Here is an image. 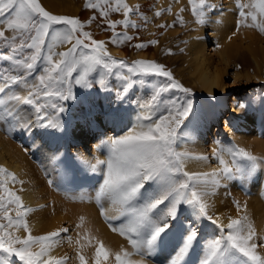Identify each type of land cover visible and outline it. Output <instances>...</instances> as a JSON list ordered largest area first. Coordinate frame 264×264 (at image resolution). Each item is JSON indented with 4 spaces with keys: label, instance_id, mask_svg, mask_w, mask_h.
<instances>
[{
    "label": "snow or ice",
    "instance_id": "1",
    "mask_svg": "<svg viewBox=\"0 0 264 264\" xmlns=\"http://www.w3.org/2000/svg\"><path fill=\"white\" fill-rule=\"evenodd\" d=\"M188 3L192 15L201 25L217 8L210 0H188ZM236 7L237 30L245 26L264 33V0L247 3L236 0ZM85 8L97 10L102 20L107 21L103 30L112 31L110 42L113 45L132 41L134 37L127 29L142 27L131 20V16L138 14L145 22L143 26L148 23L139 6L129 7L125 0H87ZM185 10L181 8L180 11ZM165 11L170 13L171 7L156 11L155 15L160 17ZM112 12H122L124 19L109 20ZM5 14L6 18L0 20V40L4 41L8 52H0V60L11 62L12 70H23V74L12 75L5 81L6 70H0V81H3L0 92L9 85H21L27 91L26 95L9 97L15 102V109L0 97V121L9 125L6 131L12 130L14 122L20 123V112L26 110L20 106L26 105L35 118L23 121L22 130L32 132L39 128L45 130L44 134L63 132L65 121L62 116L69 110L70 102L78 100L74 86L84 90V94L95 85H99V91L115 92L114 107L105 117L114 126L124 121L125 103L138 109L130 129L125 130V126L118 135L111 137L100 134L95 148L106 150L104 159L93 157L95 163H92L79 153L73 157L85 170L100 173L102 179L89 199L100 205L102 215L106 211L104 202H109L118 213L116 218L124 217L119 225L111 222L113 218L106 216V219L111 230L124 237L129 245L113 252L97 239L94 245L90 244L94 250L88 254L84 251L85 245L81 244L75 256L78 264H155L157 241L173 226L182 206L192 209L194 217L185 221L183 243L168 264H184L198 242L199 223L203 220L214 225L218 234L204 242L199 264H231L233 255L241 257L244 264H264V236L257 234L247 215L230 217L225 224L219 217L209 214L206 190L209 186L219 185L221 180L246 179L257 168L264 167V159L234 145L223 146L220 141H215L217 147L212 152L219 168L211 173L185 171V161L193 157L179 151L178 143L188 137L183 129L188 127L186 122L194 123L189 118L195 116L197 109L192 90L177 80L170 70L152 60L138 59L129 63L113 58L107 51L106 42L94 39L79 18L54 15L40 0H0V16ZM94 21L95 15L88 23ZM177 22L184 23L179 13L173 24L158 27H174ZM118 26L125 31L117 32ZM8 32L10 38L6 36ZM157 43L152 40L133 47L142 50ZM65 46H68L66 50H58ZM167 54L173 53L168 50ZM93 74H98L95 81ZM109 78L122 83L113 86ZM153 78L156 82L147 99L129 98L136 83H152ZM236 107L242 109L245 105L238 102ZM225 154L231 163L224 158ZM197 158L208 159L206 156ZM0 177V264H14L16 258L19 264H69L71 257L68 255H53L62 241V234L68 233L69 229L33 235L28 221L33 209L8 186L15 184L17 178L3 167H0ZM49 184L53 185L54 181L49 180ZM150 184H156L158 192L142 199L146 185ZM234 204L239 212L241 204L239 201ZM161 205H165L163 210H160ZM77 244H80L79 240Z\"/></svg>",
    "mask_w": 264,
    "mask_h": 264
},
{
    "label": "bare ground",
    "instance_id": "2",
    "mask_svg": "<svg viewBox=\"0 0 264 264\" xmlns=\"http://www.w3.org/2000/svg\"><path fill=\"white\" fill-rule=\"evenodd\" d=\"M43 1H45L46 5H48L49 11L53 13L59 12L58 10L75 12L77 9V7L73 8L67 3H59L57 0ZM128 1L130 3V7L139 6L140 12L148 18L147 24L150 26H152L158 18L159 22L160 20L162 21L163 14L160 17L155 15L156 11L161 9H168L171 7V12H167L168 18L162 21L160 25L173 24V22L176 21L177 13L181 12V8L186 9L183 13L189 14L191 11V6L189 5L188 0H178V2H176V0H160L159 3H156L157 0ZM154 2L157 4V7H154L155 9H151ZM210 2L217 5L216 11L213 13L214 16L208 21L211 30L210 34H213V37L211 38L213 46L211 45L210 49L214 50V52L218 54V59L217 61L209 62V57L206 55V52L208 51L207 47H209L206 45L207 37H200L198 33H195L189 40L187 63L189 74L193 81L197 83L202 90L207 91V93H213L214 96V93H218L221 89L225 92L224 90L229 88V91L232 92V89L236 87L235 81L240 76V71H243L244 67L242 66H244V63H241L242 66L237 65L236 67L233 64V81L231 85L226 87L223 86L222 78L226 70L225 68L231 65V60L235 58L238 52V47L243 41H246L247 38L250 39V42L245 46V48L248 49L250 56L253 58L254 65L257 68L264 66V52L259 51V49L254 46L260 42V39L253 34L258 32V29L241 26L239 30H237L238 9L236 7V0H226L224 2L220 0H210ZM241 2L247 3L249 0H241ZM221 6L223 7L221 8ZM192 18L193 17L184 16L183 20L185 22H190ZM137 20L144 22L140 16L136 19V21ZM142 24L144 25V23ZM177 24L180 25L178 22L176 25ZM104 25H106V23ZM160 30H162V28L157 27L154 35L158 34V31ZM195 30L198 32V30H203V28H196ZM253 30H255V32ZM179 35L180 34H173L170 40H175V38L178 39L177 37H179ZM155 37L153 38L155 39ZM141 38H143V36H141ZM168 38H170V36ZM162 45H164V43ZM155 48L157 49V46ZM126 49H128V47ZM160 54L162 53L160 52ZM122 55L123 53L120 54V57H122ZM2 84L3 81H0V85ZM15 90H18L20 95H26V90L21 85H16L15 87L8 86L0 92V97H2L5 103L13 109L17 106L14 101L9 99V97L13 95V91ZM112 94L113 93L111 92L110 97L108 95L110 98L109 102L114 100V96ZM260 100L261 96L255 95V97H251L248 101L249 105L253 106L251 109L254 110L252 111L247 105L246 107H248V111H251L244 113H240L239 108L236 107L235 100H233L231 102V113L224 117L223 123L225 125V129L228 131L229 140L232 141H230L229 144H241L243 147L242 149L251 153L258 159H264V142L258 141L260 137L257 135V132L259 131H257L254 127V123H256L257 126L260 124L258 127H260V129L262 128V131H264V106H262L264 104L260 106ZM220 102V104H222L219 106L220 109L227 106L224 95L220 96ZM20 107L26 110L20 112V123L14 122L15 126L13 127V130L15 128L18 129L19 132L23 131L26 133L28 131L22 130V123L29 118L34 119V112L31 109H28V106L26 105H21ZM125 109L124 121L115 126L105 119L106 116L93 113L87 118L76 115L74 119H71L69 122H65L63 132L44 134L45 130L39 128L33 129L32 132H30V143L33 145L35 143L39 144L36 149L41 154V162L46 165L45 167L50 169L54 180L58 183L57 185L53 184L50 190L45 189V185L40 188L43 182L38 179L39 174L37 173V168L29 165L25 161L22 153L11 142V137H5V130L3 128L4 122L0 121V167H3L9 173L15 175L17 178V182L15 184L17 186L13 190L18 192L26 206L33 209L28 218L33 233L45 235L49 232L61 229L63 223L67 224V227L71 231L70 234L67 233L68 239L65 243L67 247L61 244L63 243L61 242L54 249L53 255H69V257H71L69 264H78L75 256L76 250L81 244L85 245V253L90 254L91 251L94 250L90 247V244L94 245L97 239L102 241L104 245L113 252L119 251L121 247H129L128 242L124 237L111 230L109 222L106 219V216L113 218L111 222L115 225H119L124 220V217L116 218L118 213L109 202H104V209L106 211L105 215H102L100 205L94 200L89 199V197L93 194L95 187L102 179L100 173H93L85 170L84 166H82L79 162L74 161L73 158H68V152L66 151V144L68 140L71 142L81 141L86 146L87 137L90 134H96L95 127H100L97 137L92 141V146L94 148L93 153H78L81 154L85 160H91L92 163H95V159L93 157L104 159L106 150L97 151L95 148V145L98 143V139L100 138V134L104 133L105 137L118 135L121 129L125 126H127L125 130L130 129L135 121L138 111L136 106H129V104H126ZM253 112L256 114L260 113L259 116L261 117L262 115V119L260 120L257 114L259 121H256L257 118L253 116ZM206 120L207 123L205 124L204 121L202 124L200 122L199 125H197L198 127L195 125L197 129L194 126L195 133H193L192 137L190 135V139H187L186 137L180 143V149L185 150V152H188L193 157L186 160L184 163V170L189 173H211L213 170L219 168L218 160L214 157H212L213 161L197 158L200 157V154L202 153V143L206 133L205 128L207 125L209 127L210 121L216 123L219 122L218 115L215 112L212 114L210 113L209 118ZM107 126H109L110 130L105 128ZM249 140L254 141L255 145L248 144ZM185 145H188L189 147L185 149ZM221 145L228 146L225 142H221ZM216 147L217 145L215 140H213L210 145L211 151ZM74 150L76 149L74 148ZM55 156H58L59 159L54 160L53 157ZM224 158L231 163V159L228 158L227 154H225ZM55 168L59 169L56 171ZM222 182L223 180H221L219 185L215 187L209 186L207 188L208 190L206 189L208 191L207 202L209 204V214L214 217H219V219L225 224L228 222L230 216L238 218L241 215H247L249 222L252 223L257 234L264 236V167L257 168L246 179H235L232 181L234 184H237L238 182L241 184L237 187L239 189L244 186L245 190H248L247 195L222 194ZM59 184H61L62 187L59 186ZM8 186L12 188L14 184L9 183ZM157 192L158 186L156 184L146 185V192L142 196V199H147L149 195H154ZM231 198L233 200H230ZM234 201H239L242 206L239 212L237 211ZM164 207L165 205H161L160 210H163ZM185 209L187 212L185 217H178L173 226L165 233L161 234L160 239L157 241L154 256L155 264H168L169 259L183 243L185 221L194 217L192 209L188 207ZM160 210H158V212ZM208 228L209 233L198 237V242L193 245V248L189 252L184 264H199L200 258L203 255L204 242L217 235V230L214 225L210 223ZM69 238L71 239V243H69ZM78 240L80 241V244H77ZM62 245L64 247H62ZM62 252H65L66 254ZM231 264H244V261L241 257L233 255Z\"/></svg>",
    "mask_w": 264,
    "mask_h": 264
},
{
    "label": "rangeland",
    "instance_id": "3",
    "mask_svg": "<svg viewBox=\"0 0 264 264\" xmlns=\"http://www.w3.org/2000/svg\"><path fill=\"white\" fill-rule=\"evenodd\" d=\"M157 1H156V3L160 2V0L158 2ZM216 1H219V0H216ZM220 1L224 2L226 0H220ZM40 2L42 4V6L45 7V9L47 11H49V8H48V5H46V2L43 0H40ZM57 2L67 3L70 6H72L73 8L77 7V9L75 12L63 11V10H58L59 12H55V13L50 12V11L49 12L54 14V15H63V16H68V17L79 18L82 22L85 23V25H86L85 30L90 32L94 39L106 42L107 51H108L109 55H111L113 58H115L117 60H124V61H127L129 63H131L134 60H138V59L156 61L160 64H163L168 70H170L173 73L174 77L177 80H179L185 87L190 88L192 90V93L195 97V103H196L197 111H196L195 117L189 118V120L194 121V123L190 124L189 122H186L188 127L183 129V132H186L188 134L187 139H190L193 136V133H195L194 128L197 125H199L200 122H201V124L204 121H205L204 124L207 123L206 119L209 118L210 113L211 114L213 112L217 113L218 118H219V122L216 123V122L210 121L209 127L207 125V127L205 128L206 133H205V137H204V140L202 143L203 149H202V153L200 154L201 156H206V157H208V160L213 161L212 160L213 153L210 149V145H211V142L213 140L225 142V144L228 146L234 145L238 148H243L241 146V144H236V143H234V144L230 143L229 144V142L231 140H229V134H228V131L225 129V125H224L223 121H224V117L228 116L231 113V110H232L231 102L233 100H235L236 105L238 102H242L245 105L244 108H242V109L239 108L240 113L250 112L251 110L252 111L254 110V109H251L253 106L249 105L248 100H250L251 97L252 98L255 97V95L261 96L260 106L262 104H264L263 103L264 102L263 101L264 100V66L257 68L254 65V61H253L252 56H250L248 49L245 48V46L250 42L249 38H247L246 41H243L242 44L239 45L238 52H237L235 58H233L231 60V65L225 68L226 70L223 74V78H222L223 86L226 87V86L231 85V83L233 81V75H232L233 64L236 67L237 65L242 66L241 63H244L243 64L244 66H242V67H244V69H243V71H240V76L235 81L236 87H234L232 89V92L229 91V88H226V90H224L225 92H223L221 89V91H219L218 93H214V96H213V93H207V91L202 90L198 86V84L193 81L192 77L189 74V68H188V63H187L188 51H189V40H190L191 36L194 35L195 33H198L200 37H207L206 45H208L209 47H207L208 51L206 52L207 53L206 55L209 57V62L217 61L218 54L216 52H214V50L210 49L211 45L213 46V41L211 40V38L213 37V34H210L211 30H210L208 21L211 19V17L214 16L213 13L209 14L205 23L203 25H201L196 21V18L192 15L191 11L189 14L179 12V14L182 17H184V16L193 17L192 20L190 22L189 21L185 22L183 20L184 21L183 24H180V25L175 24L174 27L162 28V30L158 31V34H156L157 35L156 36V35H154L156 28L158 27V25H160V23L162 21H164L168 18L167 17L168 16L167 11H165L162 15V21L160 20V22H159L158 21L159 18H158L157 21L154 22L155 25L154 24H153L154 26L152 25L153 27L150 26L149 24H146V26H142L139 30H135V29H131V28L127 29L128 34L130 36L134 37V39L132 41L124 43L125 45L124 44L113 45L110 42V39L112 36V31L111 30H109V31L103 30L107 26V21L102 20V18L99 16V12L97 10L85 8V4H86L87 0H65V2H64V0H57ZM125 2L130 7L129 1L125 0ZM156 3L154 2V5ZM154 5H152L153 7L151 6V9L154 7L155 8L157 7V4L155 6ZM164 6H166V5H164ZM222 7L223 6H221V8ZM121 14L123 15L122 12H120V13L112 12L109 14L108 19L112 20V21H116L118 19L122 20V19H124V16L122 17ZM94 15L96 16V21L89 24L88 23L89 19ZM138 17H139V15L137 14V15L131 16L130 19L135 21L136 23H139V24L141 23L140 25H143L142 23L145 24V22H143L141 20L136 21V19H138ZM5 18H6V14L3 16H0V20L5 19ZM157 22H158V24H157ZM105 23H106V25H104ZM98 25H100V26H98ZM201 27L203 28V30H198V32H197V30H195L196 28H201ZM153 28H155V29H153ZM116 31L117 32H124L125 29L122 26H118L116 28ZM253 31L255 32V30H253ZM173 34L174 35L180 34V35H179V37H177L178 39L175 38V40H170L171 36ZM253 34L255 36H257V38L260 39V42L254 46H256L259 49V51L264 52V33H261L260 31H258V32L253 33ZM152 35H153V37L156 36L155 39L152 37ZM6 36H8L10 38L11 33L10 32L6 33ZM141 36H143V38H141ZM169 36H170V38H168ZM150 38H151V40L158 41V44H155L154 46L150 45L149 47L144 48L142 50H138V49L133 47V45H135V44H139V43H142V42H145L148 40L151 41ZM162 39H165L167 41L162 40ZM169 42L171 45L172 44L173 45L171 46L169 44ZM236 42H238V41H236ZM163 43H164V45H162ZM123 46H124V49H123ZM156 46H157V49L155 48ZM67 47L68 46H65V47L60 48L58 50L63 51V50H66ZM127 47H128V49H126ZM162 50H164V51H162ZM168 50H171V53H173V54H171V55L167 54ZM0 52H4V53L8 52V47L6 46L4 41H2V40H0ZM160 52L162 54H160ZM121 53H123L122 57H120ZM159 55H160V57H159ZM12 68H13V66H12L11 62L6 61V60H0V70H6V72L4 74V80L5 81L9 80L10 76H12V75H18V74L22 75L23 74V70H12ZM97 78H98V74H93L92 79L95 81ZM28 79L31 82L32 78L29 77ZM109 79H110V82L113 86H118L122 83L121 81H117L114 78H109ZM155 82H156L155 78H153L152 83H145V84L136 83L133 87L134 90L133 89L130 90L129 98H131V99H133V98L134 99H136V98L137 99H141V98L147 99L149 97V95L151 94V92L153 91ZM9 86L15 87L16 85H9ZM98 89H99V85H95L91 91H89L87 94H84V90H81V89L76 88L74 86V91H76V93H77L78 100L76 102H70L69 110L67 112H65L62 116L63 120L65 122H69L71 119H74L76 115H79L83 118H87V117L91 116L93 113L94 114H102L103 116H106V114L111 110V108L114 107V104H113L114 100L112 102H109L110 101L109 97H110L111 93L109 94L106 92H102V91H99ZM112 93H113L112 95L114 96V99H115V92H112ZM13 94L20 95V92L18 90H15V91H13ZM25 94H27V91H25ZM108 95H109V97H108ZM169 95H182V94L170 93ZM221 95L225 96V99L227 102V106L222 108V109H220V107H219L222 105V104H220L221 103L220 102V96ZM246 103H248V104H246ZM126 104L127 103H125V105H123V107L126 108ZM130 105L135 106V105L129 104V106ZM247 105L251 109V110L249 109L250 111H248V107H246ZM262 106H264V105H262ZM214 109H215V111H214ZM254 112H253V116L257 118L258 113L256 114ZM259 115H260V113L258 114V116ZM261 117H262V115H261ZM261 117L259 116L260 120L262 119ZM199 119H200V121H199ZM197 121H198V123H197ZM220 121H221V123H220ZM256 121H259L258 118ZM258 126H260V124H258ZM258 126L256 123H254L255 129L257 131H259V132H257V135L260 137L258 141L264 142V131H262L263 129L262 128L260 129V127H258ZM8 127H9V125L4 123V125H3L4 130ZM197 127H196V129H197ZM105 128L110 130L109 126H107ZM99 129H100V127H95V133L96 134L93 133L87 137L86 146L81 141H74V142L72 141L71 142L68 140L67 144H66V146H67L66 151L68 152L67 157L71 159L78 152L85 153V154H92L93 149H94L92 146V141H93V139H95L97 137ZM196 129H195V131H196ZM258 129H260V130H258ZM4 135L7 138L11 137V142L22 153L25 161L29 165L37 168V173L39 174L38 179H40L43 182V184H41L40 188L43 187V185H45V189L50 190L52 185L49 184V180L54 181V184H56V185L58 184L57 181L54 180L53 174L51 173L50 169L45 167L46 165L41 162V154L36 149V147L39 146V144L35 143L33 145L30 143V132H26V133H24L23 131L19 132L18 129L14 128V130H13V128H12V130H10V131L5 130ZM190 135H191V137H190ZM252 139H254V138H252ZM180 143H181V141L178 143V150L185 152V150L180 149V147H181ZM248 144L255 145V142L249 140ZM187 147H189V146L188 145L184 146L185 149H187ZM74 148L76 150H74ZM228 158L230 159L229 156H228ZM58 169L59 168H55L56 171ZM239 179L240 178H237L236 180H239ZM232 181L233 180H229V181L223 180V182L221 183V185L223 187L222 188V194L247 195L248 190H245L244 186H242V188L239 189L237 187L241 184L239 182L237 184H234V183H232ZM16 186L17 185L14 184L12 189H15ZM59 186L62 187L61 184H59ZM242 195H239V196H242ZM230 200H233V199L231 198ZM182 208H181V212L178 215L179 218L180 217L184 218L186 213H187L186 209H185L186 206H183ZM12 214H14V213H12ZM230 217L234 218L232 216H230ZM28 218H29V216H28ZM174 222L175 221H173V224H174ZM209 224H210V222L206 221V220H203L199 223L200 236L209 233V228H208ZM65 227L68 228L67 224L63 223L61 226V229L65 228ZM32 233H33V230H32ZM68 233L70 234L71 231L69 230ZM33 235H38V233H33ZM62 237L63 238H62L61 242H63V243H61V244H63L65 247H67L65 244L66 240L68 239L67 233H63ZM63 245H62V247H64ZM62 253H65V252H62ZM14 263L19 264L18 258L15 259Z\"/></svg>",
    "mask_w": 264,
    "mask_h": 264
}]
</instances>
